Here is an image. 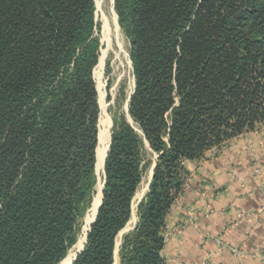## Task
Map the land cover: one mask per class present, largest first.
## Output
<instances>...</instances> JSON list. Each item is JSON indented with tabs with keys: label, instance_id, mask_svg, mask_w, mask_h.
Returning <instances> with one entry per match:
<instances>
[{
	"label": "trees",
	"instance_id": "trees-1",
	"mask_svg": "<svg viewBox=\"0 0 264 264\" xmlns=\"http://www.w3.org/2000/svg\"><path fill=\"white\" fill-rule=\"evenodd\" d=\"M114 10L129 38L132 123L112 130L101 205L71 264H114L152 166L118 257L166 264L184 162L264 127V0H114ZM94 15V0H0V264H60L92 206Z\"/></svg>",
	"mask_w": 264,
	"mask_h": 264
},
{
	"label": "crops",
	"instance_id": "crops-1",
	"mask_svg": "<svg viewBox=\"0 0 264 264\" xmlns=\"http://www.w3.org/2000/svg\"><path fill=\"white\" fill-rule=\"evenodd\" d=\"M183 167L189 182L166 217L165 263L264 264V133H244ZM216 241L242 255L234 258Z\"/></svg>",
	"mask_w": 264,
	"mask_h": 264
},
{
	"label": "rangeland",
	"instance_id": "rangeland-1",
	"mask_svg": "<svg viewBox=\"0 0 264 264\" xmlns=\"http://www.w3.org/2000/svg\"><path fill=\"white\" fill-rule=\"evenodd\" d=\"M94 5H95L94 18L97 26L95 32L100 39L98 64L94 70V79L96 83V88L98 93V103L100 107L99 122L102 117V107H104L105 113L109 119V124L106 127V129L108 130L109 137L111 138L112 130L115 128L116 124L120 119L124 118L130 124L132 123L127 114L128 101L133 88L132 68L129 59V38L119 26L118 17L114 10V0H94ZM253 132L257 134L264 133V127L259 126ZM101 134H102V128L99 125V131H98L99 141ZM99 141H98V147L100 144ZM227 142L222 144L219 148H214L206 152L204 154L203 159L199 160V162L200 161L202 162L206 158L217 153L219 149L222 146H224ZM146 158L152 159V156L149 153H147ZM259 164H260L259 159L258 160L255 159L252 165V167L254 166L253 167L254 173L258 171ZM150 173H151V167L148 169L147 174L144 177L143 183L141 184L140 189L136 194L135 202H134V214L132 216V219L124 228V230L119 234L118 244L114 254V264H119L118 246L120 244L121 237L127 232L131 231V228H133L134 223L136 222V217H135L136 205L141 199L142 195L146 192V186L148 183V179L150 178ZM101 179H102V173H101ZM188 182H189V177L186 183ZM186 188L187 187L184 186L183 193ZM95 196H96V188H95L94 197ZM94 197H93V203H94ZM92 213H93V205L90 206V208L85 212L83 218L80 221V231L78 235V240L83 235L84 226H86L87 222L91 220L93 216ZM88 219L90 220L88 221ZM165 234H166V229H165ZM167 238L168 235H165V240Z\"/></svg>",
	"mask_w": 264,
	"mask_h": 264
},
{
	"label": "bare ground",
	"instance_id": "bare-ground-1",
	"mask_svg": "<svg viewBox=\"0 0 264 264\" xmlns=\"http://www.w3.org/2000/svg\"><path fill=\"white\" fill-rule=\"evenodd\" d=\"M109 124V119L108 116L105 113L104 107H102V117L100 119L99 125L102 128V134L100 136V141H99V147L97 150V163H96V170H97V174L98 172H100L97 176H99L98 178V183L96 185V196L94 197V207H93V216L90 219H88L89 222H87L86 226H84L83 229V235L82 237L77 241L76 246L72 249V251L70 252L69 256L67 258H65V260L61 263V264H68L75 256L76 252L79 251L84 243H85V236L86 233L90 227V224L92 223L95 215H96V211L98 209V207L100 206L101 203V197H102V182H100L101 179V173L103 171V164H104V158L108 149V145H109V133L108 130L106 129V127ZM93 205V202H92Z\"/></svg>",
	"mask_w": 264,
	"mask_h": 264
},
{
	"label": "water",
	"instance_id": "water-1",
	"mask_svg": "<svg viewBox=\"0 0 264 264\" xmlns=\"http://www.w3.org/2000/svg\"><path fill=\"white\" fill-rule=\"evenodd\" d=\"M97 89V88H96ZM130 98V97H129ZM129 102V101H128ZM99 104V103H98ZM100 108V107H99ZM110 142H111V138H110V140H109V145H108V149H107V152H106V155H105V158H106V156H107V153H108V151H109V146H110ZM97 148H98V146H97ZM105 158H104V162H105ZM96 163H97V150H96ZM153 170H154V166H152V168H151V173H150V178H149V181H148V183H147V186H146V190L148 189V187H149V185H150V181H151V178H152V174H153ZM96 174H97V170H96ZM98 175V174H97ZM102 190H101V193H102V191H103V188H104V183H105V174H104V164H103V171H102ZM144 195V194H143ZM143 195H142V197H143ZM142 197H141V199H142ZM140 199V200H141ZM139 200V201H140ZM101 201H102V197H101ZM93 202V201H92ZM91 205H92V203H91ZM100 205H101V203H100ZM100 207V206H99ZM99 207H98V209H99ZM98 209H97V211H98ZM97 211H96V215H97ZM96 215H95V217H94V219H93V221H92V223L94 222V220H95V218H96ZM91 223V224H92ZM136 223V222H135ZM135 223H134V225H135ZM91 224H90V226H91ZM134 227V226H133ZM133 228H131V230H132ZM89 230H90V227H89V229H88V231H87V233H86V236H85V243H84V245H83V247L79 250V251H77L76 252V254H75V256H74V258L68 263V264H71L74 260H75V258H76V256L83 250V248H84V246H85V244H86V238H87V234H88V232H89ZM123 231V230H122ZM77 243V242H76ZM76 243H75V245L72 247V249L76 246ZM71 249V250H72ZM68 256V255H67ZM66 256V257H67ZM65 260V259H64ZM63 260V261H64ZM62 261V262H63ZM61 262V263H62Z\"/></svg>",
	"mask_w": 264,
	"mask_h": 264
},
{
	"label": "built area",
	"instance_id": "built-area-1",
	"mask_svg": "<svg viewBox=\"0 0 264 264\" xmlns=\"http://www.w3.org/2000/svg\"><path fill=\"white\" fill-rule=\"evenodd\" d=\"M186 186L187 183L185 184V187ZM216 244L220 246V249L229 251L234 258H239L242 255V252L239 249L230 247L221 241H216Z\"/></svg>",
	"mask_w": 264,
	"mask_h": 264
}]
</instances>
